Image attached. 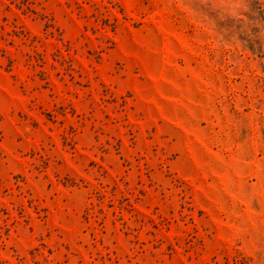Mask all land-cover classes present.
Segmentation results:
<instances>
[{"label":"rangeland","instance_id":"374dc122","mask_svg":"<svg viewBox=\"0 0 264 264\" xmlns=\"http://www.w3.org/2000/svg\"><path fill=\"white\" fill-rule=\"evenodd\" d=\"M0 264H264V0H0Z\"/></svg>","mask_w":264,"mask_h":264}]
</instances>
